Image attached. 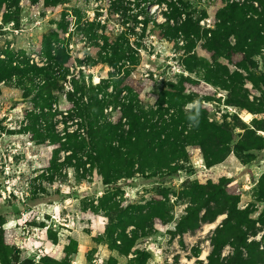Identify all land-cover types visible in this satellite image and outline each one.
<instances>
[{
  "label": "rangeland",
  "instance_id": "374dc122",
  "mask_svg": "<svg viewBox=\"0 0 264 264\" xmlns=\"http://www.w3.org/2000/svg\"><path fill=\"white\" fill-rule=\"evenodd\" d=\"M208 1L192 0L202 17L201 27L215 24V15L221 7L220 4L209 7ZM138 3L148 9L151 18L146 32H143L145 15L139 13ZM21 5L29 6L26 20L37 15L36 20L32 25L23 24L24 33L8 31L1 35L0 30V48L11 42L16 50H41L44 36L55 31L69 44L70 63L74 64L76 59H93L100 52L98 47L84 43L79 35L81 24L95 23V31L101 28L115 36L127 34L131 44H135L133 56L138 61L136 71L125 84L135 87L142 101L155 102L157 96L153 92L157 84L162 86L177 75L188 76L186 88L203 100L213 120L219 124L226 121L236 134L229 149L221 154L222 162L209 166L205 152L191 149L190 163L166 184L160 185L159 179L139 178L133 185L131 180L120 181L121 190L105 198L108 191L100 176L95 174L90 182L79 183L73 169L58 171L53 167V147L38 146L31 140L30 99L23 98L21 92L5 91L0 100V264H209L212 241L217 236L229 242L219 262L226 259L224 263L230 264L229 258L234 255L230 243L238 234L236 221L226 225L220 235L216 232L218 226L223 227L226 214L182 238H173L170 232L190 205L180 194L185 186L193 187L195 183L220 186L228 181L227 195L240 198L241 210L255 201L256 188L264 179V47L254 54L255 65L249 71L238 66L242 55L234 56L230 62L220 60L230 73L238 71L246 79L236 86L240 93L234 94L215 86L221 81L214 73L206 76L197 69L193 73L187 71L193 64L187 61L181 33L174 32L184 18L172 17L166 4L153 5L141 0H65L52 6L45 0H21ZM2 13L0 27L8 29L11 25H3ZM164 24H169L171 29L162 28ZM196 52L207 63L213 61L212 53L200 44ZM110 70L107 65H99L87 74L91 72L97 84L108 77ZM62 106L64 111L70 108L65 101ZM237 144H242L241 148ZM163 187H173L177 194L163 198L159 195ZM156 200L160 208L165 205L167 209L164 220L151 214L149 203ZM107 202L119 207L107 210ZM222 202L223 198L219 197L217 203ZM140 205L145 206L143 212H135ZM248 208L254 212L251 218H258L264 202ZM126 216H132L136 225L128 226L125 231L110 230L112 222L117 224ZM211 224H215L213 229L208 228ZM256 228L261 230V225L257 223ZM263 236L264 229L248 239V244L257 242L263 251ZM129 240L135 242L128 254H122L123 246L131 244ZM242 252L243 259L248 260L249 255L256 254L251 246H245Z\"/></svg>",
  "mask_w": 264,
  "mask_h": 264
},
{
  "label": "trees",
  "instance_id": "16d2710c",
  "mask_svg": "<svg viewBox=\"0 0 264 264\" xmlns=\"http://www.w3.org/2000/svg\"><path fill=\"white\" fill-rule=\"evenodd\" d=\"M141 2L166 4L172 17L184 18L174 32L176 35L181 33L184 39L187 61L193 64V68L187 70L189 73H193L194 69L204 71L206 76L214 73L221 81L215 86L224 87L234 94L240 93L236 91V86L246 79L238 71L230 73L229 67L220 60L230 62L234 56L242 55L243 59L238 63L240 69L249 71L255 65L253 56L264 47V0H209V7L221 5L215 15V24L209 27L200 26L202 17L192 0ZM45 3L55 6L65 3V0H45ZM27 7L21 5V0H0L1 21L3 25H11L8 29L0 27L1 35L8 31L24 33L23 24L34 23L37 15L25 18L29 14ZM138 7L139 13L145 15L143 32H146L151 18L147 8H142L140 3ZM203 13L206 15L202 10ZM94 26L95 23L81 24L79 35L90 47H98L99 55L88 60L76 59L74 64L70 63L69 44L55 31L44 36L41 50H16L11 47V42L0 48V100L7 90L21 92L23 98L30 99L33 107L30 112L31 140L38 146L50 144L53 147V167L58 171L73 169L79 183L90 182L95 174L100 176L107 187V198L121 190L120 181L131 180L133 185L134 180L139 178L159 179V184L164 185L173 180L184 165L190 163L191 149L205 152L209 166L222 162L221 154L229 149L236 133L226 121L219 124L212 119L203 100L186 88L190 81L188 76L177 75L176 79L168 80L162 86L157 84L153 92L157 96L154 104L149 100L142 101L138 90L125 84L137 68L138 60L133 56L132 47L135 44H131L127 34L115 36L101 28L95 31ZM162 28L171 29L169 24H164ZM199 44L212 53L211 63L196 52ZM99 65H107L112 70L107 72V78L95 84L91 72L87 74V71ZM64 101L70 105L67 111L62 106ZM196 101H199L198 106L186 107ZM237 146L241 148L242 144ZM227 184L228 181L220 186L198 183L193 187L185 186L180 194L188 199L190 205L170 234L173 238H182L226 214L223 227L218 226L216 232L220 235L226 225L236 221L238 234L230 243L234 255L229 258V263L264 264V250L260 251L259 243L252 241L248 244V239L264 229V210L258 218H251L254 212L248 208L264 202V179L256 188L255 201L244 210L239 208L240 198L227 195ZM171 193L176 195L177 191L173 187H163L159 195L166 198ZM219 197L223 198L222 203H217ZM155 202L149 203L151 214L164 220L168 215L167 209L165 205L160 208L158 200ZM105 207L112 210L119 205L107 202ZM137 208L135 212L141 213L145 206ZM257 223L261 225V230L256 228ZM112 225L110 230L113 232L118 229L125 231L136 222L132 216H126L120 218L117 224L112 222ZM129 242L131 244L123 246L122 254H128L135 241ZM228 243L218 236L212 241L209 264L220 261ZM245 246L256 250V254L249 255V260L242 256ZM224 260L219 264H225Z\"/></svg>",
  "mask_w": 264,
  "mask_h": 264
},
{
  "label": "clouds",
  "instance_id": "9594fccd",
  "mask_svg": "<svg viewBox=\"0 0 264 264\" xmlns=\"http://www.w3.org/2000/svg\"><path fill=\"white\" fill-rule=\"evenodd\" d=\"M198 105H199V101H196V102L188 104L186 107L187 108H192V107L198 106ZM189 119L192 120V119H194V117H189Z\"/></svg>",
  "mask_w": 264,
  "mask_h": 264
},
{
  "label": "bare ground",
  "instance_id": "6f19581e",
  "mask_svg": "<svg viewBox=\"0 0 264 264\" xmlns=\"http://www.w3.org/2000/svg\"><path fill=\"white\" fill-rule=\"evenodd\" d=\"M246 118L249 119L250 115H247ZM219 219H222V217H220ZM214 226H215V224H211L210 226H208V228L213 229Z\"/></svg>",
  "mask_w": 264,
  "mask_h": 264
}]
</instances>
